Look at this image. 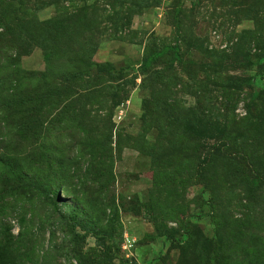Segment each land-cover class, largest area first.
Returning a JSON list of instances; mask_svg holds the SVG:
<instances>
[{
	"label": "rangeland",
	"instance_id": "rangeland-1",
	"mask_svg": "<svg viewBox=\"0 0 264 264\" xmlns=\"http://www.w3.org/2000/svg\"><path fill=\"white\" fill-rule=\"evenodd\" d=\"M0 264H264V0H0Z\"/></svg>",
	"mask_w": 264,
	"mask_h": 264
},
{
	"label": "trees",
	"instance_id": "trees-1",
	"mask_svg": "<svg viewBox=\"0 0 264 264\" xmlns=\"http://www.w3.org/2000/svg\"><path fill=\"white\" fill-rule=\"evenodd\" d=\"M175 49L177 52L178 50L176 48L167 47L162 52L156 53L155 55L151 56L146 62L145 65H151L153 62L157 61L161 56L167 54L169 51Z\"/></svg>",
	"mask_w": 264,
	"mask_h": 264
}]
</instances>
